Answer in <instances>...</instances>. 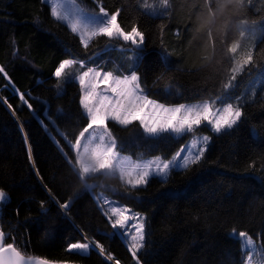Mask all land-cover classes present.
<instances>
[{
	"label": "trees",
	"instance_id": "trees-1",
	"mask_svg": "<svg viewBox=\"0 0 264 264\" xmlns=\"http://www.w3.org/2000/svg\"><path fill=\"white\" fill-rule=\"evenodd\" d=\"M82 3L96 7L92 0ZM102 3L110 13L121 10L118 22L126 30L136 24L145 33L147 55L140 71L150 98L189 104L223 93L232 66L227 46L236 41L240 47L247 44L246 38L239 36L238 21L232 23L221 43L219 24L211 28L214 39L210 40L208 26L198 20L202 0H170L163 16L149 15L141 7L144 0ZM242 18L250 25L254 20L257 23L253 25L263 24L264 0H246ZM123 45V41L101 37L85 49L77 35L54 20L42 0H0V66L12 82L0 73V101L6 99L12 105L9 109L0 102V190L10 198L0 209L5 242L14 238L26 256L53 263L114 264L119 260L135 264L124 242L106 235L113 229L98 204L97 194L101 193L146 217L151 226L146 239L151 243L138 253L142 264H243L247 252L242 253L240 243L232 238L233 230L236 235L247 231L257 248L264 243V77L260 75L264 36L254 50L255 67L249 66L231 90V102L241 97L245 116L231 134H215L204 127L212 140L201 164L173 171L166 183L152 178L137 189H129L117 176L90 179L88 183L96 185L90 190L76 178L68 162L75 160L68 142H74L87 124L79 103L80 88L74 80L58 82L53 73L64 59L87 60L97 52L101 57L87 67L106 60L104 66L112 60L117 68L124 65L126 69V56L131 53L122 54ZM105 48L111 52L103 51ZM160 53L169 56L170 71L162 67ZM78 67L73 66V75ZM162 72L164 77L157 80ZM169 82L173 94L166 95ZM13 86L27 94L32 110L22 104ZM109 126L123 144L122 153L134 158H171L189 137L149 145L136 139L142 135L138 124L127 129L114 122ZM69 200L71 207L65 213L57 201ZM41 201L47 209L43 215ZM81 229L89 239L102 243L114 260L108 261L95 249L88 255L67 252L68 243L82 240ZM258 260L254 256V262Z\"/></svg>",
	"mask_w": 264,
	"mask_h": 264
},
{
	"label": "snow or ice",
	"instance_id": "snow-or-ice-1",
	"mask_svg": "<svg viewBox=\"0 0 264 264\" xmlns=\"http://www.w3.org/2000/svg\"><path fill=\"white\" fill-rule=\"evenodd\" d=\"M42 3L50 5V15L55 21L66 25L72 34L77 35L85 49L93 41L104 37L109 41H123L122 54L131 53L127 56L126 69L124 65L113 70H105L104 66L99 64L87 67V63H94V57L99 58L100 53L97 52L89 56L87 60L64 59L53 73L58 82L63 80L64 83H71L75 80L81 88L79 103L86 116L87 124L71 143V148L75 151V160L68 162L76 178L86 188L96 187L95 184L88 183L90 179L115 176H118L129 189L146 186L152 178H159L161 182L166 183L173 171H187L205 160L212 136L198 135L202 126L210 127L211 132L215 134H231L244 118L241 97L237 96L236 102H231V90L236 86L234 82L249 66L255 67L254 46H249L238 58L236 54L240 47L239 41L227 46V52L232 56V66L229 68L230 76L223 84L224 91L220 96L192 104L163 103L150 98L146 91L144 75L140 71L147 55L145 33L136 24H133L130 30L122 27L118 22L121 11L119 8L110 13L102 0H92V4L96 6L94 8L85 6L82 0H42ZM245 3L246 0H202V7L197 9L200 12L198 20L202 25L208 26L210 40L214 39L211 28L217 24H219L217 30L221 35V43L224 42L223 38L233 22L238 21L241 26L248 24V20L242 18ZM141 7L148 10L151 16H163L170 8V0H157L156 3L144 0ZM252 23L256 24L257 21L254 20ZM245 35L246 31L242 28L239 36L243 38ZM108 50V48L104 49V51ZM159 60L165 72L171 70L169 56L166 53H160ZM74 65H79L81 69L75 75L72 72ZM0 73L4 74L9 84H12L2 66H0ZM260 75L264 76V70H261ZM163 77L164 72L157 77V80ZM13 91L19 95L22 104L27 105L30 110L33 109L32 104L25 98L27 94L19 93L14 86ZM57 92L60 93L59 83ZM165 94H173L171 82ZM0 102L12 109V105L6 99ZM110 121L125 129L138 124L139 129H142V135H138L136 139L149 145L162 141H178L189 135L191 139L181 144L171 158L157 155L147 160L133 159L131 156L122 155L123 144L111 130ZM29 159L31 160L30 149ZM44 187L50 197L55 200L51 189H48L47 185ZM5 201L10 202V198L0 190V207H3ZM103 202L110 205L104 215L113 229V232L106 235L109 238L117 237L126 243L135 264H142L138 253L145 248L146 243H151L146 239L151 235V226L146 217L127 206H111L112 202L107 198H103ZM57 203L65 213L71 207V200L63 203L57 201ZM40 207L41 214H45L47 209L43 201ZM16 213L19 214L18 208ZM36 223L39 221L37 220ZM80 231L82 240L68 243L67 252L88 255L95 249L108 261L114 260L113 255L102 243L89 239L83 229ZM232 238L238 240L242 253L247 252L243 264H264V243L257 248L253 237L247 231H239L236 235L235 229ZM5 239L6 233L0 229V264H53L45 258L26 256L16 245L14 238L12 242L7 243ZM254 256L259 257V260L254 262ZM114 264H121V262L115 260Z\"/></svg>",
	"mask_w": 264,
	"mask_h": 264
},
{
	"label": "rangeland",
	"instance_id": "rangeland-1",
	"mask_svg": "<svg viewBox=\"0 0 264 264\" xmlns=\"http://www.w3.org/2000/svg\"><path fill=\"white\" fill-rule=\"evenodd\" d=\"M47 4V3H46ZM48 6H49V8H50V5L48 4ZM242 28L246 31V35H245V37L244 38H246V40H247V44L245 45V46H247V47H245V46H241L240 48H239V52L236 54L237 55V58L240 56V55H242L243 54V52H244V50H246L249 46H254V48H253V51L255 50V47H256V44L258 43V41L264 36V23L263 24H261V25H253V24H247V25H244V26H241V25H239V29H240V31L242 30ZM250 39V42L248 41ZM111 62L112 63H110L109 61H107V63L106 64H104V68H105V70H113L114 69V67L115 68H117V64H116V62H114V61H112L111 60ZM116 64V65H115ZM109 65H111V67H109ZM75 69V68H74ZM81 69L78 67V68H76L75 69V74H77L79 71H80ZM264 76H262V78H263ZM75 81V80H74ZM78 85H79V83H78V81H75ZM79 88H80V85H79ZM80 95H81V88H80ZM195 103H198V102H195ZM233 103H235V102H233ZM189 104H192V103H189ZM82 111H83V109H82ZM84 113V112H83ZM111 122V121H110ZM115 123V122H114ZM204 127H206L210 132H211V129H210V127H207V126H202L201 127V130H200V132L198 133V135H208V133L205 131V129H204ZM48 130V133H49V135H50V137L52 138V140L59 146L60 144H59V142H58V140H57V138L54 136V134L49 130V129H47ZM58 132V131H57ZM62 135V134H61ZM63 136V135H62ZM191 139V135H189V137H188V140H190ZM187 140V141H188ZM186 141V142H187ZM185 142V143H186ZM71 143L72 142H68V144H69V146H70V148H71ZM71 150L75 153V151L71 148ZM122 155H127V154H123L122 153ZM127 156H131V155H127ZM132 157V156H131ZM133 159H137V158H142V159H145V160H147V159H151L152 157H136V158H134V157H132ZM118 177V176H117ZM119 178V177H118ZM91 190V189H90ZM97 198H101L100 199V203H98L99 204V206H100V209L102 210V211H106L108 208H109V206L110 205H108V204H105L104 202H103V198H107L109 201H111L112 202V205L111 206H115V205H120V206H124L122 203H120L118 200H115V199H111V198H108V197H105V196H103L101 193H98L97 194ZM125 245H126V243H124ZM127 247V246H126ZM131 254V253H130Z\"/></svg>",
	"mask_w": 264,
	"mask_h": 264
},
{
	"label": "bare ground",
	"instance_id": "bare-ground-1",
	"mask_svg": "<svg viewBox=\"0 0 264 264\" xmlns=\"http://www.w3.org/2000/svg\"><path fill=\"white\" fill-rule=\"evenodd\" d=\"M104 51V50H103ZM110 51V50H109ZM111 52V51H110ZM107 53V52H106ZM105 53V54H106ZM109 53V52H108ZM114 53V52H113ZM106 55H104V57H105ZM129 56V55H128ZM99 57H101V56H99ZM102 57H103V55H102ZM106 57H109L108 55L106 56ZM127 57V56H126ZM111 58V57H110ZM95 59V58H94ZM114 59V58H113ZM105 60V59H104ZM96 61V60H95ZM100 61V60H99ZM98 62V61H97ZM106 62V60L105 61H103V63H105ZM103 63H102V65H103ZM127 63V62H126ZM116 65V64H115ZM109 67H111V65H109Z\"/></svg>",
	"mask_w": 264,
	"mask_h": 264
},
{
	"label": "water",
	"instance_id": "water-1",
	"mask_svg": "<svg viewBox=\"0 0 264 264\" xmlns=\"http://www.w3.org/2000/svg\"><path fill=\"white\" fill-rule=\"evenodd\" d=\"M1 209V207H0ZM53 264H72V263H53Z\"/></svg>",
	"mask_w": 264,
	"mask_h": 264
}]
</instances>
